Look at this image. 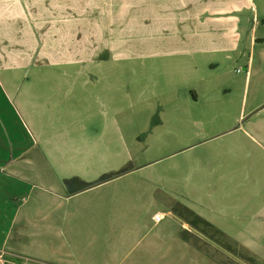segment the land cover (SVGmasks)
I'll return each mask as SVG.
<instances>
[{"label":"rangeland","instance_id":"obj_1","mask_svg":"<svg viewBox=\"0 0 264 264\" xmlns=\"http://www.w3.org/2000/svg\"><path fill=\"white\" fill-rule=\"evenodd\" d=\"M252 16L254 47L243 35L239 54L215 67L133 59L113 65L112 81L63 80L58 66L15 78L14 106L0 111V187H84L86 202L95 195L99 204L87 209L119 223L97 225L96 264L105 261V233L120 240L125 218L160 228L163 253L177 264H189L192 241L204 253L194 264H263L215 226L264 234V150L239 131L264 124V102L252 105L264 96V6ZM246 241L264 256V241Z\"/></svg>","mask_w":264,"mask_h":264},{"label":"crops","instance_id":"obj_2","mask_svg":"<svg viewBox=\"0 0 264 264\" xmlns=\"http://www.w3.org/2000/svg\"><path fill=\"white\" fill-rule=\"evenodd\" d=\"M260 6L264 0H0V111L15 101L10 86L15 78L30 72L45 77L57 66L63 80L106 81H112L113 65L123 60L185 61L192 63V71L198 64L215 67L239 54L243 35L254 47L256 26L248 22L250 14L256 22ZM246 65L248 78L253 55ZM263 102L264 96L252 105L256 108ZM256 123L240 125L239 131L264 150V124ZM2 127L6 120L0 113ZM83 188L0 187V247L31 257L33 264H96L97 225L119 223L111 217L99 219L87 209L99 201L92 200L95 195L90 202L82 199ZM217 197L220 219L226 206ZM122 223L127 231L120 240L105 233L106 239L110 236L102 252L104 264H177L170 249L163 253L167 235L160 228H147L139 218H125ZM220 225L219 220L217 228L264 264V256L246 241L262 242L263 233L246 237ZM171 236L177 240L176 232ZM185 253L189 264L195 257L204 259L193 241Z\"/></svg>","mask_w":264,"mask_h":264},{"label":"built area","instance_id":"obj_3","mask_svg":"<svg viewBox=\"0 0 264 264\" xmlns=\"http://www.w3.org/2000/svg\"><path fill=\"white\" fill-rule=\"evenodd\" d=\"M162 213L155 212L152 218L155 222H158L162 218ZM32 258L20 253L11 252L3 247H0V264H30Z\"/></svg>","mask_w":264,"mask_h":264},{"label":"trees","instance_id":"obj_4","mask_svg":"<svg viewBox=\"0 0 264 264\" xmlns=\"http://www.w3.org/2000/svg\"><path fill=\"white\" fill-rule=\"evenodd\" d=\"M194 218H195V221H197V222H202V223L204 224V226H205L206 228H208L209 231H211L213 234H216V235H220V234H222V232H221L220 230H218L216 227H214V226L211 225L210 223H208V222H206V221H203V220L201 219V217H199V216H194ZM193 224H195V223L193 222Z\"/></svg>","mask_w":264,"mask_h":264}]
</instances>
